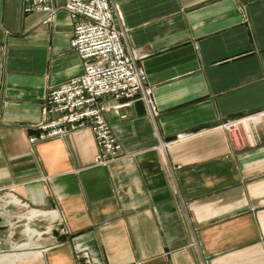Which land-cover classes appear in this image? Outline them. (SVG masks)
I'll list each match as a JSON object with an SVG mask.
<instances>
[{"label":"crops","instance_id":"0c3cea01","mask_svg":"<svg viewBox=\"0 0 264 264\" xmlns=\"http://www.w3.org/2000/svg\"><path fill=\"white\" fill-rule=\"evenodd\" d=\"M113 3L158 114L140 96L105 112L122 151L101 165L87 127L27 138L48 88L83 72L68 12L44 23L0 0V192L53 210L21 219L60 213L69 231L39 240L24 225L15 264H77L85 250L92 264H264V125L254 146L222 127L264 110V0Z\"/></svg>","mask_w":264,"mask_h":264},{"label":"built area","instance_id":"2783aa9c","mask_svg":"<svg viewBox=\"0 0 264 264\" xmlns=\"http://www.w3.org/2000/svg\"><path fill=\"white\" fill-rule=\"evenodd\" d=\"M53 2L23 0L22 7L26 13L45 12L44 23L52 21L59 9L68 12L73 23L70 45L81 58L83 72L48 88L41 117L30 126L35 132L28 134L27 138L31 145H35L40 141L66 137L72 131L87 127L95 137L98 151L95 162L106 165L119 157L122 146L105 119V112L112 111L123 117L120 110L140 96L149 106L151 116L158 114L151 98L152 91L146 85L145 69L138 62L139 56L128 46L126 28L121 19L120 26L117 25V8L113 0H63L58 5ZM110 97L124 101L108 104ZM259 124L264 125V110L229 119L222 127L227 132L245 130L248 144L254 146ZM182 137L178 135V138ZM54 223L56 230L64 234L69 232L60 213ZM50 238L55 236L50 235ZM76 261L77 264H92L91 255L86 250L77 253Z\"/></svg>","mask_w":264,"mask_h":264},{"label":"rangeland","instance_id":"374dc122","mask_svg":"<svg viewBox=\"0 0 264 264\" xmlns=\"http://www.w3.org/2000/svg\"><path fill=\"white\" fill-rule=\"evenodd\" d=\"M3 194H7L6 191L0 192V224L2 225L0 228V254L12 255V252H16L13 250L10 251L12 247L14 249L15 246L30 241L23 231L26 223L38 228L40 233L42 230L46 231L39 240L50 238V235L55 232L53 226L55 223L47 218L35 219L33 221L21 219L19 215L25 213L28 207L17 205L13 202H7L10 201L12 197L9 195V197H3ZM11 222L12 224L10 225ZM50 226L53 227L49 230L48 227Z\"/></svg>","mask_w":264,"mask_h":264},{"label":"bare ground","instance_id":"6f19581e","mask_svg":"<svg viewBox=\"0 0 264 264\" xmlns=\"http://www.w3.org/2000/svg\"><path fill=\"white\" fill-rule=\"evenodd\" d=\"M10 196L16 199L18 205H21V206H24V207L27 206L28 207L27 209H34V210H38V211H44L46 213H50V212L53 211L52 209H42V208L38 209V208H34V207H29L26 202L23 203L19 198L15 197L13 195H10ZM35 219L36 218L30 219L29 221H32V220H35ZM40 219H42V218H40ZM25 226H27L31 230H35L36 234L39 235V239L45 233L43 230L40 233L38 228H36L34 226H31V225H28L27 223L25 224ZM0 264H15L13 255L0 254Z\"/></svg>","mask_w":264,"mask_h":264},{"label":"water","instance_id":"95a60500","mask_svg":"<svg viewBox=\"0 0 264 264\" xmlns=\"http://www.w3.org/2000/svg\"><path fill=\"white\" fill-rule=\"evenodd\" d=\"M2 227V225L0 224V228Z\"/></svg>","mask_w":264,"mask_h":264}]
</instances>
